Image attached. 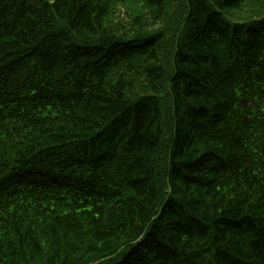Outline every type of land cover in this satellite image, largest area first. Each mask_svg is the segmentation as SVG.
Segmentation results:
<instances>
[{"label": "trees", "instance_id": "1", "mask_svg": "<svg viewBox=\"0 0 264 264\" xmlns=\"http://www.w3.org/2000/svg\"><path fill=\"white\" fill-rule=\"evenodd\" d=\"M0 264H264V0H0Z\"/></svg>", "mask_w": 264, "mask_h": 264}]
</instances>
